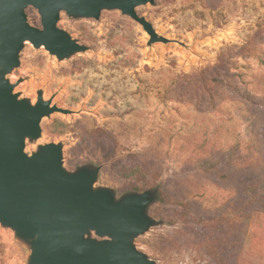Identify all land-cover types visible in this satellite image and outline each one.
I'll use <instances>...</instances> for the list:
<instances>
[{"label":"rangeland","instance_id":"1","mask_svg":"<svg viewBox=\"0 0 264 264\" xmlns=\"http://www.w3.org/2000/svg\"><path fill=\"white\" fill-rule=\"evenodd\" d=\"M135 11L168 42L149 46L140 25L102 11L97 20L60 14L58 27L85 53L58 61L24 45L7 75L13 93L34 104L41 92L70 112L44 118L24 152L61 144L66 171L99 167L94 188L116 198L156 191L148 214L157 225L134 240L156 264H264V199L250 203L245 192L264 180V0H154ZM25 14L41 28L36 10ZM226 47H236L223 55L239 95L224 93L220 113L164 93L173 78L215 66ZM55 120L66 134H49ZM29 257V243L0 225V264Z\"/></svg>","mask_w":264,"mask_h":264},{"label":"water","instance_id":"2","mask_svg":"<svg viewBox=\"0 0 264 264\" xmlns=\"http://www.w3.org/2000/svg\"><path fill=\"white\" fill-rule=\"evenodd\" d=\"M154 0H0V225L30 246L28 264H156L134 240L157 223L148 208L157 192L147 190L116 198L109 189L94 188L99 167H63L62 145L46 144L26 154L25 141L41 136L44 118L69 114L44 101L14 94L7 79L20 64L25 44L43 48L63 61L85 53L58 27L60 14L97 20L102 11H119L141 26L148 45L167 43L136 8ZM36 10L41 28L29 25L25 10ZM94 234L95 238L91 235Z\"/></svg>","mask_w":264,"mask_h":264},{"label":"trees","instance_id":"3","mask_svg":"<svg viewBox=\"0 0 264 264\" xmlns=\"http://www.w3.org/2000/svg\"><path fill=\"white\" fill-rule=\"evenodd\" d=\"M208 10L212 11L211 9ZM232 48L236 47H226L220 52L215 66H208L203 69L195 70L190 74H185L182 77L173 78L170 85L165 88L164 93L172 96L171 100L174 102H181L183 97H187V102L191 105H195V107L205 106V108H207L206 110L208 111L209 109L210 113H220V106L223 102L224 93L232 96L239 95V89L234 82L235 77L231 74L232 64L226 62L223 55V51ZM241 48L248 49V57H252L253 50L255 49L251 50L245 46ZM69 129L70 126L66 122L55 120L48 127V132L51 135L62 136L66 134ZM110 134H112V132H110ZM202 166H204V163ZM134 171L144 174L142 170L137 168H135ZM206 171L207 168L202 170L203 173ZM247 186H252L245 189V192H250L251 194V196H249L251 199L250 203L264 199V180L251 183ZM220 223H222V221H220Z\"/></svg>","mask_w":264,"mask_h":264}]
</instances>
